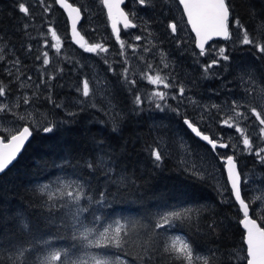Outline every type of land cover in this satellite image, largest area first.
I'll use <instances>...</instances> for the list:
<instances>
[{
	"label": "trees",
	"instance_id": "1",
	"mask_svg": "<svg viewBox=\"0 0 264 264\" xmlns=\"http://www.w3.org/2000/svg\"><path fill=\"white\" fill-rule=\"evenodd\" d=\"M68 1L82 12L79 31L86 45L100 43L106 53H89L71 43L66 17L54 0H25L31 5L28 17L19 13L17 0H0L2 116L35 129L15 163L0 175V264H60L51 259L56 252L69 253L64 264H246L242 213L221 157L237 161L246 179L242 197L250 216L264 227V210L255 209L246 189L253 171L256 191H264V162L254 154L264 148V125L252 113L255 108L264 118V52L258 51L264 47V0H226L230 36L208 44L204 56L194 47L176 0H146L143 6L127 0L124 10L137 27L120 28L123 48L102 0ZM234 19L243 29L233 26ZM49 29L60 37L59 53L44 48ZM244 30L253 41L247 45ZM220 47L230 59L205 73ZM46 50L50 63L44 66ZM159 50L170 71L160 64ZM156 73L166 75L170 85L162 89L164 100L153 97L155 87L148 81ZM85 78L88 98L82 95ZM136 95L143 101L139 109ZM223 107L234 109L236 126L252 140V154L235 127L222 126L230 119ZM184 118L229 147L214 153L183 124ZM43 127L53 131L45 134ZM155 150L162 162L154 160ZM69 192L79 194L88 209V229L98 228L93 217L108 218L104 227L111 234L123 225L119 246H89L83 229H69L77 204ZM101 193L107 203H100ZM172 212L180 213L171 221L174 227L157 229ZM177 236L191 255L179 251Z\"/></svg>",
	"mask_w": 264,
	"mask_h": 264
},
{
	"label": "snow or ice",
	"instance_id": "2",
	"mask_svg": "<svg viewBox=\"0 0 264 264\" xmlns=\"http://www.w3.org/2000/svg\"><path fill=\"white\" fill-rule=\"evenodd\" d=\"M38 4H43L44 0H36ZM103 4L108 9V17L111 19V28L113 33L115 34L116 40L121 42V48H123V42L121 41L120 37V29L117 27V24L122 21L123 27L125 30L129 28L137 27L136 24L132 23L129 20L128 15L121 10V4L124 3V0H102ZM140 5H145L146 0H138ZM62 8L68 9V14L72 17V33L73 36H78L79 33L77 32L76 25L77 20L79 19V11L77 8L72 7L71 4L65 2V0H56ZM179 4L183 6V12L186 13L187 16V23L190 24L191 30L195 33L196 37V46L199 48V55L204 56L205 53V44L208 43L213 39V37H222L224 39H228L230 36L229 30V19H230V9L229 5L226 3V0H179ZM18 11L22 13L25 17L31 15L30 8L31 5L26 4L25 0H17ZM48 10V6L45 7V11ZM73 13L76 15L73 16ZM234 27H240L243 29V25H240L238 19L233 20ZM28 25L25 24L24 28L27 29ZM172 33L175 34L177 31V25L175 23L170 24ZM51 32V36L53 40L56 42L52 44V47L56 49L57 53H59V43L60 37L57 35L56 31L49 29ZM83 39V37H80ZM135 39L139 41L141 39L140 36H136ZM79 43V40L76 41ZM249 39V35L247 30H244L243 40L242 43L247 45L252 43ZM48 42L45 41V47H47ZM86 52L89 53H106L108 49L104 47L100 43L91 44L87 47L81 45ZM29 50H31V46H29ZM227 49L225 47H220L218 49L219 56L217 59H213L210 63L204 66L205 73L208 72L213 66L219 64L220 60L228 61L230 57L226 55ZM258 51L264 52V47H259ZM43 60L42 63L44 66L49 65L50 60L48 56V52L45 51L42 53ZM3 59V57H0ZM36 59H41V56H37ZM15 64H19V61H15ZM107 63V61H105ZM150 67V66H149ZM53 77H49L52 79ZM31 80V77H28ZM148 81L153 84H164L165 88H168L170 85L166 83L159 75L156 77L148 76ZM43 82V81H42ZM132 84L135 81H131ZM80 91L79 88L76 89ZM180 95L183 96L185 89L184 87H180ZM5 93L4 88L0 87V97H2ZM82 95L85 98H88L90 95V83L87 78L83 81L82 87ZM165 93L156 91L153 93V97H158L159 100L165 99ZM175 98V97H174ZM151 102V101H150ZM25 104L28 103L27 100L24 101ZM143 103L141 97L136 95L135 97V105L136 108L139 109L140 105ZM60 107L59 105H56ZM232 106H237V101H232ZM155 107L163 111V108L160 103H156ZM213 107H217V105H213ZM253 115H255L256 120L259 121L260 125H264V118H261V112H258L255 108L252 109ZM239 115V113H238ZM183 124L195 135V137L201 139L202 141L206 142L213 152H216L218 148H228L229 145L224 142H217L215 139L210 138L209 135L203 134V132L198 128L194 122L188 118L183 119ZM222 126H227L229 128L235 127V131L241 133L243 135L242 144L244 149L249 153H253V143L251 138L248 135H244L242 130L235 126L230 119H225L222 122ZM35 129H30L28 126H24L22 131H19L18 134L12 135L11 139L8 143H4L3 147L10 151H5L2 155H0V173L4 172L9 165L13 163V161L17 158L18 154L23 150L26 142H28L33 135V131ZM42 131L47 134L53 131V127H43ZM261 133H264V128L260 129ZM7 139V137H4ZM0 143H3V140H0ZM261 153H264V148H258L255 151V155L260 157L261 161L264 162V156H261ZM218 154V153H217ZM154 160L159 163L162 162L163 156L159 150H155L152 152ZM226 159V171H227V179L230 183V191L231 195L235 202L238 203L239 208L243 212V219L240 221L243 228L246 230V236L244 243L247 246V264H264V227H260L254 219H249V206L245 203V199L242 198L241 192V177L240 173L237 171V164L234 160L232 155H228L226 158L221 157V160ZM91 168V165H89ZM105 193L100 194V203H107L105 199ZM69 197H72L74 201L77 202L76 204V212L71 214V223L68 225L70 230H74L76 232H80L81 229L84 231L81 233L83 235V240L87 241L89 246L95 247H107L108 245L115 244L117 246L121 243V231L123 225H120L115 228L114 234H111L109 231V227H104L106 223H109L108 218L101 219L100 217H93L91 223L95 226L98 225V228L95 230H90L86 227L88 223V216L87 212L88 209L84 207L83 204H80L81 196L79 194L73 196L72 192L68 193ZM89 203L92 201L89 199ZM180 218L179 212H172L169 216L163 219V223H157L155 227L157 229L161 228H171L174 225L171 221ZM99 228H103V231H99ZM98 233V237L97 234ZM50 246V245H49ZM179 251L181 252H188V255H191L190 251L188 250V245H184L182 249ZM110 253L105 252L104 255H109ZM69 253H65L64 257L61 256L60 252H56L52 255L51 259L54 261H59L60 264H64L65 259L68 257Z\"/></svg>",
	"mask_w": 264,
	"mask_h": 264
},
{
	"label": "rangeland",
	"instance_id": "3",
	"mask_svg": "<svg viewBox=\"0 0 264 264\" xmlns=\"http://www.w3.org/2000/svg\"><path fill=\"white\" fill-rule=\"evenodd\" d=\"M184 32V29H183ZM44 41V40H43ZM48 42L47 47H45V41L43 42L44 48L48 49V48H53L52 44L56 43L52 36L50 35L49 40H46ZM147 43H152V40L147 41ZM61 47V42L59 43V48ZM55 49V48H53ZM44 51V50H43ZM47 51V50H46ZM149 52V50L147 51V53ZM157 56L160 57V64H163L165 67L169 68V71L171 70L169 62H167L168 60L163 59L164 54L161 53V50H159L157 53ZM152 55H155L154 52H152ZM166 55V54H165ZM157 75H159L166 83H168L167 81V76L160 74V73H156L154 74L152 77H156ZM153 85V84H152ZM155 87V91H160L162 92V89L164 88V84H156L153 85ZM5 102V95H3L2 97H0V131L3 133H7L9 134L8 137H10L12 134L16 133L21 127L18 125L17 122V118L15 117L14 119H11L10 117H4L2 116V112L4 111V107L3 104ZM223 111L226 112L229 115L230 118V122H232L235 126L238 125L240 122L235 118V116H233L234 114V109H230V108H225L223 107ZM20 119V118H19ZM13 120H16L15 122H13ZM252 174L250 175L249 179H248V187L246 186V189L249 190L250 193V201L252 203H256L257 207L255 209L258 208V212H263L264 207L263 203H264V191L261 193H258L256 190L258 189V187L256 186V173L253 171L251 172ZM244 183L246 182V179L244 178L242 180ZM253 189L255 192H253ZM259 194V195H257ZM264 220V218H263ZM175 241L178 242V244L180 245L181 248L184 247L185 243L181 240L180 237H175Z\"/></svg>",
	"mask_w": 264,
	"mask_h": 264
},
{
	"label": "water",
	"instance_id": "4",
	"mask_svg": "<svg viewBox=\"0 0 264 264\" xmlns=\"http://www.w3.org/2000/svg\"><path fill=\"white\" fill-rule=\"evenodd\" d=\"M126 1H127V0H124V3L121 4V10L124 11L125 13H126V11L124 10L123 6H124V4H125ZM176 1H177L178 5H179L181 11H182V14H183V17H184V19H185L186 25H187V27H188L190 33H191L192 36H193V39H194V47L196 48L197 51H200L199 48L196 46V37H195V33L191 30V26H190V24L187 23V16H186V13L183 12V6L179 4V0H176ZM54 2H55V4H56V6H57V7L63 12L64 16L66 17V20H67V23H68V34H69V38H70L71 43H72L73 45H75L76 47H80V48H81V45H85V40H84V38H83V39H80V37H83V36L81 35V33H80V31H79V25H80V23H81V21H82V18H83L81 10L79 9V7H77V6L73 5V4H71L68 0H65L66 3L71 4L72 7L77 8L78 11H79V19L77 20V25H76V29H77V32L79 33V35L74 37V36H73V33H72V17L69 16V14H68V9L62 8L58 3H56V0H54ZM102 5H103V8H104V10H105L106 17H107V20H108V22H109V25H110V27H111V19L108 17V9H107V7L103 4V2H102ZM126 14H127V13H126ZM75 15H76V14L73 13V16H75ZM128 17H129V16H128ZM129 20H130V19H129ZM119 26H122V27H123V22H122V21H120V22L117 24V27H118V28H119ZM123 28H124V27H123ZM111 29H112V28H111ZM114 35H115V34H114ZM77 40H79V43L76 42ZM217 40L225 41V40H227V39H224V38H222V37H213V39H212L211 41H209L208 43L205 44V49H206V47H207L208 44H210V43L213 42V41H217ZM23 127H24V126H23ZM23 127H21L16 133H14V134H12V135H16V134H18L19 131H22ZM12 135H11V136H12ZM11 136L8 137V138L5 140V139L0 135V140H3V143H0V155H2L5 151H10V149H7V150H6V149L3 147V144H4V143H8V142L10 141V139H11ZM31 137H32V136H31ZM30 139H31V138H30ZM29 141H30V140H29ZM29 141H28V142H29ZM10 142H11V141H10ZM28 142H26L25 146L27 145ZM203 142H204V141H203ZM205 143H206V142H205ZM25 146H24V148H25ZM24 148H23V149H24ZM22 151H23V150H22ZM22 151L18 154L17 158L13 161V163H12L11 165H9L8 168H10V167L15 163V161L18 159V157L20 156V154L22 153ZM234 160H235V159H234ZM235 162H236V164H237V161H236V160H235ZM8 168H7V169H8ZM7 169H6V170H7ZM223 169H224V174H225V178H226V181H227L228 187H229V189H230V183H229V181H228V179H227L226 159L223 160ZM6 170H5V171H6ZM5 171H4V172H5ZM237 171L240 173L239 168H238V164H237ZM4 172H2V173H4ZM2 173H0V175H1ZM240 177H241V174H240ZM241 185H242V177H241V184H240V187H241ZM230 192H231V191H230ZM241 192H242V188H241ZM232 198H233V197H232ZM242 198H243V197H242ZM233 200H234V199H233ZM234 202H235V201H234ZM235 203H236L237 206L239 207L238 203H237V202H235ZM245 203L247 204L246 201H245ZM247 205H248V204H247ZM240 210H241V209H240ZM241 213H242V219H243V212H242V210H241ZM242 219H241V220H242ZM249 219H253V218L250 216V209H249ZM254 220H255V219H254ZM255 221H256V220H255ZM256 223L260 226V224H259L257 221H256ZM240 226H241L242 230L244 231V240H245L246 230L243 228V226H242L241 223H240ZM260 227H261V226H260ZM244 244H245V243H244ZM245 253H246V256H247V246H246V244H245ZM246 264H247V260H246Z\"/></svg>",
	"mask_w": 264,
	"mask_h": 264
},
{
	"label": "flooded vegetation",
	"instance_id": "5",
	"mask_svg": "<svg viewBox=\"0 0 264 264\" xmlns=\"http://www.w3.org/2000/svg\"><path fill=\"white\" fill-rule=\"evenodd\" d=\"M105 11V10H104ZM106 14V13H105Z\"/></svg>",
	"mask_w": 264,
	"mask_h": 264
}]
</instances>
